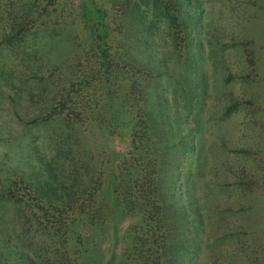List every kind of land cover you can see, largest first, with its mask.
Returning <instances> with one entry per match:
<instances>
[{
    "label": "rangeland",
    "instance_id": "1",
    "mask_svg": "<svg viewBox=\"0 0 264 264\" xmlns=\"http://www.w3.org/2000/svg\"><path fill=\"white\" fill-rule=\"evenodd\" d=\"M123 5L0 0V264H152L183 224L184 264H264V0H197L192 58Z\"/></svg>",
    "mask_w": 264,
    "mask_h": 264
},
{
    "label": "trees",
    "instance_id": "2",
    "mask_svg": "<svg viewBox=\"0 0 264 264\" xmlns=\"http://www.w3.org/2000/svg\"><path fill=\"white\" fill-rule=\"evenodd\" d=\"M194 1L196 5L193 4ZM123 4L124 14L129 16V36H134L136 41L139 42V46L144 47L143 49L145 51H149L151 53V49L153 48L152 44L156 43L154 35V22L152 16L148 14V10L152 8L153 10L163 12L170 20V23L175 27V30L171 31V27L164 26V34L166 37L170 38L168 43L173 42L174 46L178 39H182L184 44L183 50L191 58L197 56L200 57L202 54L204 47V24L202 23L201 10H199L197 0H123ZM94 18L96 22H100L101 15L99 9H95ZM15 19L16 18H14V21L10 24L11 32L8 31L7 34L6 32L2 33V36H5L6 39L18 37L16 35L20 34V27H22L21 22L16 21ZM101 26L102 25L94 24L92 32L96 36V49H98V56L101 61L104 77L108 78L110 75L111 56L108 54L106 42L103 41V37L106 35V30L103 26ZM173 52L174 48L169 46L166 56L168 57ZM130 55L131 48L129 47V58ZM132 63H134L133 60L129 61V64ZM230 109L231 108L227 109L228 113L231 111ZM162 113L163 116H165L164 111H162ZM160 186L161 184L155 187L156 192L154 195L158 200L161 199V202H164L168 198L170 199L174 195V193L169 195V191L172 189L171 187H165V184L162 188ZM158 193V197L160 198L157 197ZM174 221L176 222V220ZM182 227L183 230L179 226L175 230H166L165 241H167L169 244L165 246V249L163 248L161 254H156L157 260H155L152 264H184L183 255L192 249L194 246L192 244L195 238L188 239L187 236L189 232L186 230V224H183ZM185 241H189V244H187L188 249L184 246V244H182V242L185 243Z\"/></svg>",
    "mask_w": 264,
    "mask_h": 264
}]
</instances>
